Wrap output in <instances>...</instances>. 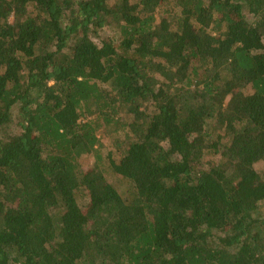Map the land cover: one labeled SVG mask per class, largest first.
<instances>
[{"label": "trees", "instance_id": "1", "mask_svg": "<svg viewBox=\"0 0 264 264\" xmlns=\"http://www.w3.org/2000/svg\"><path fill=\"white\" fill-rule=\"evenodd\" d=\"M262 161L264 0H0V264H264Z\"/></svg>", "mask_w": 264, "mask_h": 264}, {"label": "rangeland", "instance_id": "2", "mask_svg": "<svg viewBox=\"0 0 264 264\" xmlns=\"http://www.w3.org/2000/svg\"><path fill=\"white\" fill-rule=\"evenodd\" d=\"M103 36H107V34H103ZM95 41V39H94ZM113 148H112V144H111V141L110 140H104L103 141V154H107L109 151H112ZM104 154V155H105ZM114 157V156H113ZM93 158L92 157H84L80 160V166L81 168L86 171L88 169H90L92 166H93ZM254 169L256 171H258L259 173H263L264 174V161L262 162H258L257 164L254 165ZM106 178L107 180L113 184V185H117L119 186L120 184L118 183L119 180L118 178L110 171H108V173L106 174ZM260 207H262V210H264V202L260 204Z\"/></svg>", "mask_w": 264, "mask_h": 264}]
</instances>
